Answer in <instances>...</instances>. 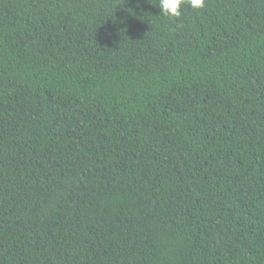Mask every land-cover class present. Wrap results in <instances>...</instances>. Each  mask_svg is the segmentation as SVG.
Here are the masks:
<instances>
[{"label":"trees","instance_id":"16d2710c","mask_svg":"<svg viewBox=\"0 0 264 264\" xmlns=\"http://www.w3.org/2000/svg\"><path fill=\"white\" fill-rule=\"evenodd\" d=\"M0 0V264H264V0Z\"/></svg>","mask_w":264,"mask_h":264},{"label":"clouds","instance_id":"9594fccd","mask_svg":"<svg viewBox=\"0 0 264 264\" xmlns=\"http://www.w3.org/2000/svg\"><path fill=\"white\" fill-rule=\"evenodd\" d=\"M185 4L194 10H199L206 6V0H157L155 7L165 17L178 18Z\"/></svg>","mask_w":264,"mask_h":264}]
</instances>
